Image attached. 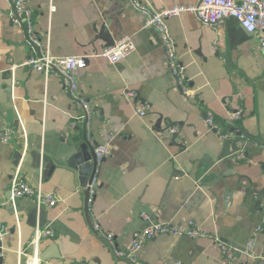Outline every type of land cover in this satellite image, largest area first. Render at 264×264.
Returning a JSON list of instances; mask_svg holds the SVG:
<instances>
[{
  "label": "crops",
  "instance_id": "0c3cea01",
  "mask_svg": "<svg viewBox=\"0 0 264 264\" xmlns=\"http://www.w3.org/2000/svg\"><path fill=\"white\" fill-rule=\"evenodd\" d=\"M11 1L0 0V129L14 130L10 142H0V224L8 228L0 263L18 264V248L31 251L29 243L40 223L34 197L12 202L11 180L20 169L32 186L57 198L54 206H44L47 220L42 226L52 227L55 236L42 240L46 258L41 264H131L104 242V232L126 248L148 224L188 226L191 220L205 236L161 233L136 253V263L264 264V227L255 236L256 257L238 251L228 260L213 240L217 236L244 250L264 220L261 32L250 33L229 18L213 28L190 11L167 19L197 98L192 102L167 68L157 30L145 26L144 16L127 2L28 0L36 29L54 55L102 50L107 44L98 36L102 26L109 39L130 36L136 44L134 53L116 64L93 56L78 72L80 91L93 111L88 127L78 118L82 111L61 78L45 77L26 64L35 49L25 29L11 22ZM148 1L161 9L201 0ZM51 2L56 5L52 13ZM128 90L136 93L135 99L126 95ZM136 106L146 107V115H139ZM208 111L219 130L207 123ZM238 111L241 118L232 121ZM174 126L179 140L171 134ZM243 134L245 157L234 161ZM98 145L107 146L109 153L89 208L91 226L84 190ZM36 151L53 166L36 173ZM142 212L151 219H143Z\"/></svg>",
  "mask_w": 264,
  "mask_h": 264
},
{
  "label": "built area",
  "instance_id": "2783aa9c",
  "mask_svg": "<svg viewBox=\"0 0 264 264\" xmlns=\"http://www.w3.org/2000/svg\"><path fill=\"white\" fill-rule=\"evenodd\" d=\"M123 1L127 2L132 9L144 16L145 26L153 27L157 30L165 48L167 68L174 76L178 86L181 87L184 94L192 102H196L197 98L195 93L188 86L186 66L177 52V44L169 28L167 22L168 18L178 15L183 11H190L194 13L203 24L213 28H219L225 23L227 18L235 17L246 31L250 33L257 31L261 32L260 48L264 54V0H201L199 3L193 5L176 4L161 9L154 8L148 0ZM27 2L28 0H12L8 11L11 22L25 29L27 42L35 49V54L26 61V64L43 73L45 77L51 74L58 75L62 80L64 88L82 111L78 118L83 120L89 127L93 111L89 102L80 91L78 72L87 66L89 58L93 56H102L108 62L116 64L134 53L136 44L130 36H126L115 42L114 45L104 47L100 51L97 50L65 56L54 55L51 53L49 46L43 43L35 25V10L29 6ZM55 10L56 5L51 2L50 13ZM126 95L131 99L136 98V93L132 90L126 91ZM136 112L144 116L147 113V109L146 107L136 106ZM241 116L242 113L240 111L236 112L232 121L240 119ZM206 120L211 128L220 129L213 112H207ZM170 131L173 136L177 135V138L180 136L178 126L172 127ZM228 135L229 134H224L223 136L227 137ZM13 136V129H0V142L8 143L13 139ZM90 137L91 136L88 135V138ZM246 143L247 136L245 134L238 136V149L234 153V161H241L245 157ZM108 153L109 149L105 145H98L95 148V167L87 186L90 192L88 197L89 208L99 186L102 160ZM10 191L12 202L20 197H34L37 202L38 210L42 206H54L57 203V198L54 194L44 193L41 186H32L22 176L20 169L16 170L12 176ZM141 216L145 220L151 219V216L147 212H142ZM194 223L195 221L191 220L188 226H177L169 222L148 224L143 230L136 231L133 234L132 241L126 248H120L116 245L114 235L111 232H104L103 237L104 242L115 251L116 255L127 257L133 262H137L136 253L141 250L148 241L161 233L187 235L193 238L205 236L206 234L199 230V228L194 227ZM263 223L264 220L262 224L256 228L254 236L250 238L244 250L225 242L217 236H214L213 240L218 243L221 252L228 260H232L238 251L245 254L246 257H256L254 251L255 236L263 229ZM94 227L97 230H101L97 223L94 224ZM7 232L8 228L4 224H0V258L3 256L2 243ZM54 236L55 232L52 227L42 226L39 221H37L32 239L29 243L32 249L29 252L26 246L20 245L17 250L18 264H41L40 244L43 239L53 238ZM70 264H87V262L82 261Z\"/></svg>",
  "mask_w": 264,
  "mask_h": 264
},
{
  "label": "water",
  "instance_id": "95a60500",
  "mask_svg": "<svg viewBox=\"0 0 264 264\" xmlns=\"http://www.w3.org/2000/svg\"><path fill=\"white\" fill-rule=\"evenodd\" d=\"M229 19L234 20L235 22H238V20L235 17H230ZM100 38L104 39L106 41V46H112L115 44V40L114 39H109V31L105 28V26L101 27V30L99 31V35ZM158 124H160V122L158 121ZM237 129V128H236ZM242 130L239 128V130H236L237 134H240ZM177 137V135H174V139ZM264 146V143L262 144ZM19 155L22 154L21 151L18 152ZM34 156V160L35 162L33 163V166L36 168V173H39L40 168L43 167H50L53 166V162L52 160L48 157V156H43L39 151H36L35 153H33ZM262 156V153H258V157ZM262 163V162H261ZM85 194H86V204H85V212H86V216L87 219L90 223L91 226H93L92 223V219L89 213V204H88V197H89V189L86 188ZM39 217H40V224L44 225V223H46L47 220V210L44 206H42L39 210ZM98 234V233H97ZM226 242V241H225ZM42 259H45L46 257L43 256V254H41ZM127 260L131 263V264H137L136 262H133L132 260L128 259Z\"/></svg>",
  "mask_w": 264,
  "mask_h": 264
}]
</instances>
